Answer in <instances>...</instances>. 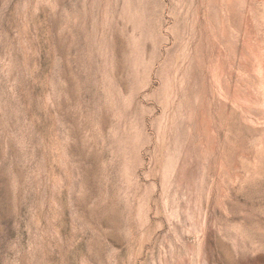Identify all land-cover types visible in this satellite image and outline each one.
I'll return each mask as SVG.
<instances>
[{
    "label": "rangeland",
    "instance_id": "obj_1",
    "mask_svg": "<svg viewBox=\"0 0 264 264\" xmlns=\"http://www.w3.org/2000/svg\"><path fill=\"white\" fill-rule=\"evenodd\" d=\"M0 264H264V0H0Z\"/></svg>",
    "mask_w": 264,
    "mask_h": 264
}]
</instances>
